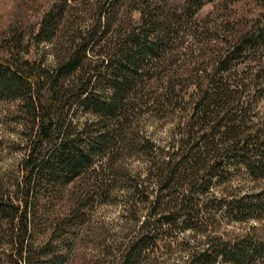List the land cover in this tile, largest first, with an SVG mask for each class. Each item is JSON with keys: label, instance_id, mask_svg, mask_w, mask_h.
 Masks as SVG:
<instances>
[{"label": "trees", "instance_id": "obj_1", "mask_svg": "<svg viewBox=\"0 0 264 264\" xmlns=\"http://www.w3.org/2000/svg\"><path fill=\"white\" fill-rule=\"evenodd\" d=\"M30 1L0 42V264H264V0Z\"/></svg>", "mask_w": 264, "mask_h": 264}, {"label": "rangeland", "instance_id": "obj_2", "mask_svg": "<svg viewBox=\"0 0 264 264\" xmlns=\"http://www.w3.org/2000/svg\"><path fill=\"white\" fill-rule=\"evenodd\" d=\"M34 1L33 6L36 4L37 0ZM31 1L30 0H0V42L3 43L6 38H8V32L14 31L16 28L24 26V24L31 19ZM32 9V8H31ZM30 16V18H29ZM0 47H2L0 45ZM42 47V45H41ZM34 51L32 54L33 57L44 59L45 65H51L53 63L52 56L48 53L47 46ZM3 49V48H2ZM1 53V50H0ZM4 113V106L0 103V174H5L9 177H14L18 172V166L20 159L23 156L22 141L21 136L18 132L17 123H10L9 121L3 119L2 115ZM143 129L145 133L153 141L159 145L166 146L170 140V130L172 127L170 125H165L159 127L156 124H148ZM120 206L119 205H110L100 207L95 215L94 221L97 219L95 226H102L103 233L106 236L114 237L115 242L118 241L119 236H122L117 232L118 226L120 223L119 219ZM239 224L234 226L228 225L227 228L237 230ZM226 226H224L225 228ZM119 231V230H118ZM187 233H184L185 236ZM181 236V237H183ZM122 238V237H121ZM119 240H121L119 238ZM162 255L158 258V264H177L179 261V256L181 253H178L175 246H172L170 253L167 254V246H164L163 242ZM94 246V245H93ZM79 252H85L84 264L88 262L87 258L90 255H95L98 252V249L93 250L92 247H87L83 250L81 247L78 248ZM169 252V251H168ZM97 258L101 257L96 256ZM99 260V259H98ZM97 260V261H98ZM109 260H99L96 264H108ZM51 264V263H48Z\"/></svg>", "mask_w": 264, "mask_h": 264}]
</instances>
